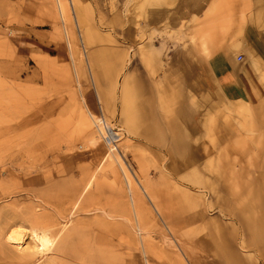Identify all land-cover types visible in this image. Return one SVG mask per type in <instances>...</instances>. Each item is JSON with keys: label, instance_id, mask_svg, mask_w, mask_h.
<instances>
[{"label": "rangeland", "instance_id": "374dc122", "mask_svg": "<svg viewBox=\"0 0 264 264\" xmlns=\"http://www.w3.org/2000/svg\"><path fill=\"white\" fill-rule=\"evenodd\" d=\"M248 21L264 0H0V264H264V101L203 61Z\"/></svg>", "mask_w": 264, "mask_h": 264}, {"label": "crops", "instance_id": "0c3cea01", "mask_svg": "<svg viewBox=\"0 0 264 264\" xmlns=\"http://www.w3.org/2000/svg\"><path fill=\"white\" fill-rule=\"evenodd\" d=\"M246 27L245 43L236 38L203 61L205 72L224 99L254 105L264 101V81L259 74L264 73V27L250 21Z\"/></svg>", "mask_w": 264, "mask_h": 264}, {"label": "bare ground", "instance_id": "6f19581e", "mask_svg": "<svg viewBox=\"0 0 264 264\" xmlns=\"http://www.w3.org/2000/svg\"><path fill=\"white\" fill-rule=\"evenodd\" d=\"M97 130L101 133L99 127ZM109 136L112 138L110 134ZM4 240L7 244L14 245L16 249L29 251L32 254L43 253L50 245V240L44 233L32 231L20 225L11 226L5 233Z\"/></svg>", "mask_w": 264, "mask_h": 264}, {"label": "built area", "instance_id": "2783aa9c", "mask_svg": "<svg viewBox=\"0 0 264 264\" xmlns=\"http://www.w3.org/2000/svg\"><path fill=\"white\" fill-rule=\"evenodd\" d=\"M238 59H239V60L241 59V55H238Z\"/></svg>", "mask_w": 264, "mask_h": 264}]
</instances>
